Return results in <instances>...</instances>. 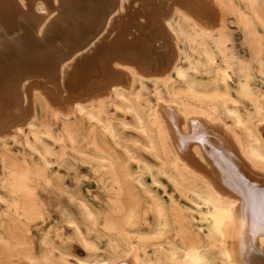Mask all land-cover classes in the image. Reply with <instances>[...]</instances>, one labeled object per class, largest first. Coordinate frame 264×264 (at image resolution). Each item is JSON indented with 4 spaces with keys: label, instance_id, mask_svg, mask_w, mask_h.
<instances>
[{
    "label": "bare ground",
    "instance_id": "1",
    "mask_svg": "<svg viewBox=\"0 0 264 264\" xmlns=\"http://www.w3.org/2000/svg\"><path fill=\"white\" fill-rule=\"evenodd\" d=\"M110 109L134 119L157 173L120 144ZM68 150L109 208L60 175V203L77 210L62 223L84 255L56 258L43 234L27 264H264V0H0V264L24 255L43 218L36 189L53 187L47 169ZM145 170L175 193L153 196L152 222L135 192L150 193Z\"/></svg>",
    "mask_w": 264,
    "mask_h": 264
},
{
    "label": "rangeland",
    "instance_id": "2",
    "mask_svg": "<svg viewBox=\"0 0 264 264\" xmlns=\"http://www.w3.org/2000/svg\"><path fill=\"white\" fill-rule=\"evenodd\" d=\"M229 20L230 29L232 31L234 44L237 48V51L242 56L247 58L250 53L247 50V47L244 45L243 35L238 29L236 21L230 15ZM110 111L111 113H114L116 122L119 123L117 130L121 136L120 144H123L127 141L130 146H133V152L135 155L150 166L149 168H151V173H157L159 171V166L157 165L154 157L143 150L140 145L143 143V139L134 128V119L130 115H125L122 112H115L113 109H110ZM122 123H124L125 126H122ZM106 140L109 147H114L113 142L108 137H106ZM137 140L138 143L133 144V142H136ZM49 145L55 152H58L60 149L58 144H54L51 141H49ZM11 149L13 155L20 157V146L13 145ZM119 156L121 161L125 163L129 169H131L133 172L136 171L138 167L136 163L127 162L124 156L120 153ZM63 165L65 168L59 169L58 165H53L47 169V175L53 184L52 188L42 185L36 189L35 195L41 207L43 218L36 219L31 224L30 232L24 234V237H22L26 242V245L22 246L24 247V255L20 258L18 263L15 259V264H27L26 260L22 259L24 256L27 257V254L32 252L35 256L39 257L47 249H52L51 254L56 258L59 257V253H76L77 255H84V250L76 242V238L72 229L64 226L62 223L64 214L76 213L77 210L74 204L69 203L67 196L62 197V202L60 203V199L58 197V186L61 184L60 175H67L68 178H66V180L71 185L75 186V188L81 192L82 195L87 197L91 203L98 204V207L102 213L107 211L109 208L108 191L105 189L104 185L99 182V179L93 173V170L88 163H86L78 155L68 150V157L65 158ZM151 173L147 172L146 170L142 172L144 185L147 188V191L150 193L144 191L140 192L138 189L135 191L139 198L146 204L149 222H152L154 219L153 196L158 197L159 200L164 204H169L170 198L175 196L171 184L165 178H158L157 181H160L162 186L157 185L153 182ZM3 178V167L2 164H0V195L7 199V193L1 188ZM64 209L66 210L65 213H63ZM3 226H5L4 223H0V231L4 229ZM80 228L85 232L86 228L83 224H80ZM43 234H46V241L48 244L47 249L41 244V236ZM25 247H27V250ZM3 261H5L4 258ZM38 264L43 263L39 262Z\"/></svg>",
    "mask_w": 264,
    "mask_h": 264
}]
</instances>
